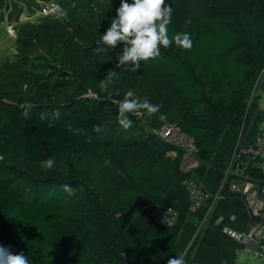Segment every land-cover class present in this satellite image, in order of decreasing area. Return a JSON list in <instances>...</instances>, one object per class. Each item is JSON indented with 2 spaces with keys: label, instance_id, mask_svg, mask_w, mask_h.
Masks as SVG:
<instances>
[{
  "label": "trees",
  "instance_id": "1",
  "mask_svg": "<svg viewBox=\"0 0 264 264\" xmlns=\"http://www.w3.org/2000/svg\"><path fill=\"white\" fill-rule=\"evenodd\" d=\"M83 1L102 4L103 35L121 0ZM166 3L173 9L169 35L189 33L190 50L173 43L137 71L100 63L119 75L101 91L107 73L98 63L84 66L88 48L67 53L49 46L23 59L17 100L0 102V244L28 255L31 264H166L181 254L185 264H235L241 245L223 229L246 230L251 218L242 195L223 180L237 143L254 142L264 124L261 95H254L264 79V0ZM128 90L162 105L166 120L132 116L125 130L112 101ZM96 124L102 133L92 131ZM165 124L194 139L198 166L191 172L181 168L185 150L152 132ZM47 158L55 160L51 170L43 167ZM191 177L212 197L220 192L198 234L212 201L191 210L184 186ZM158 206L177 211L174 226L155 222Z\"/></svg>",
  "mask_w": 264,
  "mask_h": 264
},
{
  "label": "built area",
  "instance_id": "2",
  "mask_svg": "<svg viewBox=\"0 0 264 264\" xmlns=\"http://www.w3.org/2000/svg\"><path fill=\"white\" fill-rule=\"evenodd\" d=\"M36 14L42 18L49 16L65 17L66 10L56 1L49 2L41 7L37 13L21 15L18 22L11 23L7 27L9 35L17 37V25L35 21ZM252 98L253 95L249 100V106ZM260 106L264 108V94L261 95ZM152 132L164 141L185 150L181 165L182 170L191 172L198 166L197 147L194 139L181 131L177 125L165 124L160 128L152 129ZM224 183L229 184L231 191L242 195L246 210L251 218L246 230L237 231L230 227L223 229L228 236L241 245L237 249L235 264H264V124L261 125L254 142L247 145L237 143L225 169ZM184 186L189 193L192 211L206 208L208 203L212 201L206 218L199 225L196 233L198 234L215 202L220 197V192L212 197L204 189L202 181L196 177L187 178ZM151 216L155 222L167 227L174 226L178 221L177 211L167 206L155 207Z\"/></svg>",
  "mask_w": 264,
  "mask_h": 264
},
{
  "label": "clouds",
  "instance_id": "3",
  "mask_svg": "<svg viewBox=\"0 0 264 264\" xmlns=\"http://www.w3.org/2000/svg\"><path fill=\"white\" fill-rule=\"evenodd\" d=\"M172 16L173 9L170 4L166 3V0H132V3L121 0L110 27L96 42L105 47H97L94 51L103 52L106 49H116L118 45L123 44L116 67L137 71L141 62L158 58L161 55V49H169L173 43L177 48L190 50L193 42L189 33L177 32L169 35ZM114 78L119 79L118 73L109 70L106 79L100 81L101 91H107L114 82ZM112 103L118 107L117 121L125 130L132 126L130 118L132 116L142 118L146 115L152 118L159 114L160 121L166 120V115L160 114L162 105L151 103L147 97L139 98L134 90H128L123 99H114ZM23 115L27 118L28 112L25 111ZM69 130L77 135L85 134L83 129L70 128ZM92 131L100 134L104 129L96 124L93 125ZM104 163L107 165L110 161L106 160ZM42 164L45 169L51 170L55 166V160L47 158ZM62 187L69 196L75 195L71 185L64 184ZM80 190L83 191V188ZM0 264H31V261L23 252L14 253L10 248L0 244ZM166 264H185L184 255L170 257Z\"/></svg>",
  "mask_w": 264,
  "mask_h": 264
},
{
  "label": "rangeland",
  "instance_id": "4",
  "mask_svg": "<svg viewBox=\"0 0 264 264\" xmlns=\"http://www.w3.org/2000/svg\"><path fill=\"white\" fill-rule=\"evenodd\" d=\"M48 1L51 0H0V70L5 63L14 62L3 67V73L0 76V102L10 103L17 100L19 96L15 94L14 90L24 83L21 78L24 75L21 72L24 66L23 59L32 55L39 56V54L45 53L49 46L66 52L73 48L77 52L86 47L89 49L87 53L90 56L84 66H89L88 69L101 66L104 73L116 69L113 65L111 67L107 65L106 68L102 65L105 61L112 64L118 62L117 59L120 55L118 48L106 49L103 52L94 51L97 47H105L96 43L102 35L99 32L98 22L104 11L102 4L97 1H93L89 7H84L82 6L83 0H54L67 10L66 16H49L50 18L43 19L36 14L35 21L29 22V24L26 22L27 24L21 26L20 30L27 27L21 32L22 43L17 45L18 36L11 37L7 27L12 23V20H18L21 15L37 13ZM68 1L71 3L70 5L66 4ZM9 8H12L11 14H8ZM19 12L21 14L18 16ZM97 63H102V65L96 67ZM262 85H264V79L260 82L258 80L254 95L264 94ZM90 93L89 97L96 98L94 93ZM20 165L23 166V164Z\"/></svg>",
  "mask_w": 264,
  "mask_h": 264
}]
</instances>
